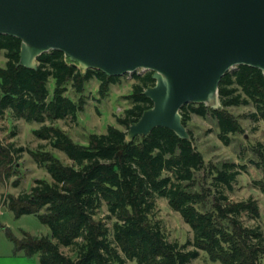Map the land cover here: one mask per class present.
<instances>
[{
	"label": "trees",
	"instance_id": "obj_1",
	"mask_svg": "<svg viewBox=\"0 0 264 264\" xmlns=\"http://www.w3.org/2000/svg\"><path fill=\"white\" fill-rule=\"evenodd\" d=\"M22 43L17 37L0 35V51L7 59L0 68V115L42 124L35 135L64 153L71 164L48 151H31L51 181L37 180L30 193L9 195L5 204L17 218L37 216L51 235L35 237L24 232L18 238L7 231L16 255L38 257L40 264H194L205 252L212 262L264 264L259 201L230 197L247 171L245 165L207 164L191 132L188 140L158 127L148 136L127 141L130 127L154 107L145 95L156 85L153 71L142 76L134 73L136 83L127 97L131 107L116 117L123 129L110 125L105 134H91L87 144H80L56 123L78 118L92 80L100 83L99 93L106 97L122 77L92 69L84 73L59 50L41 55L37 69L26 68L20 65ZM70 90L80 97L79 103L68 95ZM219 95L221 110L205 104L184 105V126L189 127L194 115L213 116L218 136L228 146L233 136L244 132L230 108L253 107L248 118L264 122V74L260 69L241 65L230 70L220 83ZM254 151L257 160L252 163L262 173L255 186L264 194V144L259 143ZM23 152L14 143L0 140V179L13 177ZM203 172L208 177L200 179ZM160 199L167 200L190 227L192 238L185 244L172 240L158 219Z\"/></svg>",
	"mask_w": 264,
	"mask_h": 264
},
{
	"label": "water",
	"instance_id": "obj_2",
	"mask_svg": "<svg viewBox=\"0 0 264 264\" xmlns=\"http://www.w3.org/2000/svg\"><path fill=\"white\" fill-rule=\"evenodd\" d=\"M0 35L22 40L20 65L59 50L86 73L153 71L154 102L127 141L166 127L191 140L186 104L221 110L219 87L241 65L264 74V0H0Z\"/></svg>",
	"mask_w": 264,
	"mask_h": 264
},
{
	"label": "rangeland",
	"instance_id": "obj_3",
	"mask_svg": "<svg viewBox=\"0 0 264 264\" xmlns=\"http://www.w3.org/2000/svg\"><path fill=\"white\" fill-rule=\"evenodd\" d=\"M6 62L5 53L0 51V68H4ZM148 72L139 69L136 73L142 76ZM133 75L126 74L122 76L118 84L110 87L106 97H102L99 93L100 83L96 79L92 80L86 87L83 96L86 104L84 110L79 112L78 118L69 117L66 120H59L56 126L80 144H87L88 137L91 134H105L110 125L123 129L117 124L116 117L124 115L125 110L131 107L127 97L131 95L133 86L136 83ZM50 89L53 94L54 82L50 84ZM68 95L79 103L80 97L72 90ZM208 107L213 109L211 106ZM229 111L237 117L244 132L233 136L232 143L228 146L219 138L217 120L213 116L209 115L207 118H202L194 115L187 131L191 137L193 135L194 145L203 154L207 164L219 166L224 162H232L247 167V171L239 177L236 192L230 194V197L235 201L254 197L259 201L262 212H264V194L255 186V182L262 178V173L252 163V161L257 160L255 147L259 143L264 144V122H255L248 118V115L254 112L253 107L230 108ZM46 125H49V122ZM42 127V124H29L23 119L13 117L11 114H6L4 117L0 115V140L4 143H14L16 149H24V152L17 158V165L12 172L13 177L10 180L0 179V256L10 255L15 250L7 231L18 238H22L24 232L35 237L51 235L50 228L44 225L37 216L24 215L17 218L7 208V202L5 204V200L8 199L9 195L18 197L30 193L37 180L51 181L49 173L40 166L31 151H48L65 163L71 164L64 153L53 149L49 141L42 140L35 135V131L40 130ZM207 175L208 172H203L198 177L205 179L208 177ZM16 183H18L17 186ZM158 207V219L162 221L172 240H178L185 244L188 239L192 238L190 227L178 213L171 209L167 200L160 199ZM32 261L40 264L38 257H35ZM130 264L139 263L135 261ZM194 264L222 263L212 262L207 253L202 252L201 258L196 260Z\"/></svg>",
	"mask_w": 264,
	"mask_h": 264
},
{
	"label": "crops",
	"instance_id": "obj_4",
	"mask_svg": "<svg viewBox=\"0 0 264 264\" xmlns=\"http://www.w3.org/2000/svg\"><path fill=\"white\" fill-rule=\"evenodd\" d=\"M262 213L264 219V212ZM34 258L35 257L28 258L22 254L16 255L13 251L10 255L0 256V264H36L35 262L32 261Z\"/></svg>",
	"mask_w": 264,
	"mask_h": 264
}]
</instances>
